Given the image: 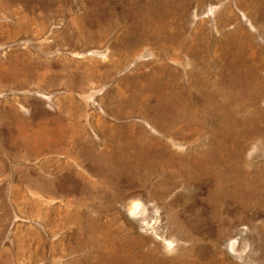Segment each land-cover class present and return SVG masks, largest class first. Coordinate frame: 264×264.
<instances>
[{"label":"rangeland","instance_id":"374dc122","mask_svg":"<svg viewBox=\"0 0 264 264\" xmlns=\"http://www.w3.org/2000/svg\"><path fill=\"white\" fill-rule=\"evenodd\" d=\"M0 264H264V0H0Z\"/></svg>","mask_w":264,"mask_h":264}]
</instances>
